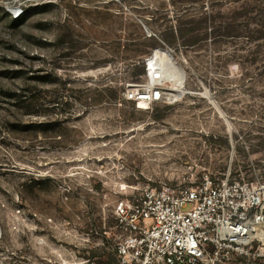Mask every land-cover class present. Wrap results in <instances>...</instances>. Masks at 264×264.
Returning a JSON list of instances; mask_svg holds the SVG:
<instances>
[{"label": "rangeland", "instance_id": "374dc122", "mask_svg": "<svg viewBox=\"0 0 264 264\" xmlns=\"http://www.w3.org/2000/svg\"><path fill=\"white\" fill-rule=\"evenodd\" d=\"M161 51L183 96L136 110ZM228 171L264 178V0H0V264H117V201Z\"/></svg>", "mask_w": 264, "mask_h": 264}, {"label": "built area", "instance_id": "2783aa9c", "mask_svg": "<svg viewBox=\"0 0 264 264\" xmlns=\"http://www.w3.org/2000/svg\"><path fill=\"white\" fill-rule=\"evenodd\" d=\"M21 12L11 10L14 17ZM151 58L145 59L143 79L122 93L139 111L168 101ZM113 213L118 264H234L264 243L257 238L264 228V178L204 173L193 185L146 188L117 201Z\"/></svg>", "mask_w": 264, "mask_h": 264}, {"label": "bare ground", "instance_id": "6f19581e", "mask_svg": "<svg viewBox=\"0 0 264 264\" xmlns=\"http://www.w3.org/2000/svg\"><path fill=\"white\" fill-rule=\"evenodd\" d=\"M152 61L158 64L162 73V81L170 83L172 86L167 92L168 100L181 98L184 93V75L183 66L177 62L167 51H161L152 56ZM257 238L264 241V228L257 233Z\"/></svg>", "mask_w": 264, "mask_h": 264}, {"label": "trees", "instance_id": "16d2710c", "mask_svg": "<svg viewBox=\"0 0 264 264\" xmlns=\"http://www.w3.org/2000/svg\"><path fill=\"white\" fill-rule=\"evenodd\" d=\"M25 12H26V10H22L21 14H24V15H25ZM24 15H23V16H24ZM19 16H20V15H19ZM19 16H18V17H15V19H18ZM21 102H22V104H24V106H26V107L32 106V105L35 104V96H32V97H27V96H25L24 99L21 100ZM65 104H67V102H66ZM131 104H132V103H131ZM132 105H133V104H132ZM26 112L29 113V114H36V111H32V110H28V111H26ZM41 125H42V123H39V124H38L39 127H41ZM117 264H118V260H117Z\"/></svg>", "mask_w": 264, "mask_h": 264}]
</instances>
